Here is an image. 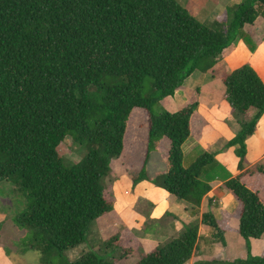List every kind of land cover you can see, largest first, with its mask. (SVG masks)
Returning a JSON list of instances; mask_svg holds the SVG:
<instances>
[{
	"label": "trees",
	"instance_id": "obj_1",
	"mask_svg": "<svg viewBox=\"0 0 264 264\" xmlns=\"http://www.w3.org/2000/svg\"><path fill=\"white\" fill-rule=\"evenodd\" d=\"M259 8L264 10V0H239L226 9L227 25L222 13L207 27L174 0H0V183L25 200L15 224L29 232L24 250L37 252L39 264H112L101 252L73 261L65 253L82 245L90 225L112 212L114 177L160 188L197 213L214 160L202 151L182 166L180 147L189 137L196 101L172 113L151 109L181 89L192 72L210 70L234 40L246 43L249 33L243 28L254 22ZM219 79L238 126L223 146L233 148L241 169L245 140L264 112V83L246 63ZM134 109L145 119L136 169L130 157L139 122L128 132ZM250 109L254 114L248 117ZM66 138L81 152L77 162H64L58 153ZM153 151L164 171L149 175ZM220 189L234 199V210L220 223L210 211L199 222L223 247L226 221L235 218L246 255L195 264H264V249L260 256L249 252L250 240L264 233V158ZM182 228L133 264L185 263L197 240V223ZM104 248L118 251L121 261L137 244L121 234Z\"/></svg>",
	"mask_w": 264,
	"mask_h": 264
},
{
	"label": "crops",
	"instance_id": "obj_2",
	"mask_svg": "<svg viewBox=\"0 0 264 264\" xmlns=\"http://www.w3.org/2000/svg\"><path fill=\"white\" fill-rule=\"evenodd\" d=\"M238 1H234L233 4ZM243 31L249 33L246 43L243 39L234 40L223 50L221 60L210 70L205 73L192 72L183 82L181 89L175 91L171 97H166L170 98L168 109L174 110L172 105L175 104V111L193 100L197 104L190 119L189 137L180 147L182 162L189 161L195 150L213 154L214 163L210 167V174H207L209 191L201 198L197 213H190L189 206L185 202L176 201L160 188L139 182L137 184L140 187L133 190L137 184L131 186L126 178L122 180L126 176L112 178L114 180L111 181L113 210L109 213H112L115 219L112 221V226L123 228L129 224L138 226L141 223L140 226L143 228L144 225L148 226L147 221L154 225L150 231L139 230L136 236H132L125 228L119 231L118 235L127 234L136 242L137 250L141 247L148 253L157 244L175 237L182 231L183 225L194 222L197 223V240L190 258L183 264H195L210 258L221 261L245 258L244 243L236 232L235 218L231 217L226 221L223 247L216 246L211 241L212 231L199 222L200 215L208 211L218 223L222 221L224 214H231L236 203L229 193L220 189V186L224 181L246 171L264 158V112L257 121L253 134L245 140V156L241 169L238 167L233 148L223 146L236 134L238 126L222 98L224 88L219 77L246 63L264 83V22L257 23L254 20L251 25L244 26ZM250 42L254 44L251 52L248 49L249 45H252ZM190 93L194 94V99L187 98ZM253 114L254 111L251 109L246 112L248 117ZM160 200L164 203H160ZM263 249L264 233L259 239H251L249 242L251 256H260ZM76 250L77 247L68 252H76ZM137 250L124 260L117 259L114 264H133L137 259L133 256ZM78 257L72 256L69 261ZM0 264H11L1 250Z\"/></svg>",
	"mask_w": 264,
	"mask_h": 264
},
{
	"label": "rangeland",
	"instance_id": "obj_3",
	"mask_svg": "<svg viewBox=\"0 0 264 264\" xmlns=\"http://www.w3.org/2000/svg\"><path fill=\"white\" fill-rule=\"evenodd\" d=\"M178 3L183 9L187 10L188 13L200 24L204 26H211L214 19L223 13L224 15V25H227L231 15L226 9L233 5V2L236 0H174ZM258 16L255 19L257 23H263L264 21V10L262 8L258 9ZM244 32V31H243ZM252 42V41H251ZM250 42V43H251ZM253 44V43H251ZM254 45V44H253ZM188 97H192L194 99V94L190 93L187 95ZM169 99L166 98L162 100L159 105L153 106L151 111L153 114H158L161 110H165L169 113L175 112V104L172 105L174 110L168 109ZM169 110V111H168ZM171 110V111H170ZM141 110L134 109L131 113L133 115V119L130 121L131 125L129 127V133H133L135 128L131 131V128L137 126V134L139 135V139L137 140V145L132 146L131 151V168L136 169L138 166V162H140L142 157V145L144 141V127L142 122L145 123L144 115H140ZM134 113V114H133ZM141 118V119H140ZM129 122V121H128ZM135 126V127H136ZM135 139L137 137H134ZM160 143V142H159ZM133 144V143H132ZM201 150H195L193 155L189 161L184 160L182 162L183 167H187L191 161L194 160L197 156L201 154ZM58 153L62 157L64 162H77L80 158L81 152H79L70 139L66 138L60 144L58 148ZM211 169V168H210ZM209 169V170H210ZM207 170V174L209 173ZM146 171L149 175L154 172H163L164 164L160 161V157L158 152L153 151L149 157V160L146 165ZM207 177V175H206ZM127 179V177L122 178ZM205 180V179H204ZM111 181H114L111 179ZM128 181V179H127ZM208 184V177L206 179ZM138 185V184H137ZM135 186L133 190H136L140 187V185ZM145 201V200H144ZM172 201V200H171ZM160 203H164V201L160 200ZM25 209V200L24 198L12 191V187L10 184L1 182L0 183V250L5 254V257L9 260L11 264H39V255L35 251L24 250V243L29 238V232L25 229L18 228L15 224L16 217L21 214ZM145 216V214H143ZM113 214H106L101 218L95 220L89 227L88 235L86 241L77 247L76 252H66L65 258L69 261V258L72 256L78 257L85 252H101L103 254V258L107 261L115 263V261L119 257L118 251H109V249L105 250L104 244L110 238L117 236L119 231L124 228L130 233L132 236H136L137 232H147L150 229L154 228L152 223H148L147 225L135 226L134 224H129L127 227L123 228L112 226V221L115 220L113 218ZM147 220V217L145 218ZM100 226L102 228L100 229ZM141 227V228H140ZM174 238V237H172ZM169 238L168 240H170ZM167 240V241H168ZM166 241V242H167ZM164 242L159 243L157 245H162ZM156 245V246H157ZM141 247L138 248L137 252L133 255L138 257L140 255L146 254Z\"/></svg>",
	"mask_w": 264,
	"mask_h": 264
}]
</instances>
